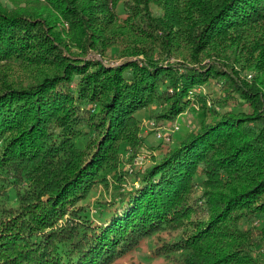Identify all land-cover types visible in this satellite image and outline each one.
Wrapping results in <instances>:
<instances>
[{
    "label": "trees",
    "instance_id": "16d2710c",
    "mask_svg": "<svg viewBox=\"0 0 264 264\" xmlns=\"http://www.w3.org/2000/svg\"><path fill=\"white\" fill-rule=\"evenodd\" d=\"M112 49L116 62L105 59ZM212 78L251 111L208 107L197 87ZM192 99L202 106L193 128L158 137L165 150L121 174L122 140L144 138L137 111L156 103L172 121ZM84 132L93 134L86 143ZM109 170L119 188L110 206L72 209ZM10 175L28 187H2ZM194 184L208 215L184 245L185 264H257L250 225L260 223L264 237V0H0V199L17 211L0 225V264H107L169 217L189 219Z\"/></svg>",
    "mask_w": 264,
    "mask_h": 264
},
{
    "label": "rangeland",
    "instance_id": "374dc122",
    "mask_svg": "<svg viewBox=\"0 0 264 264\" xmlns=\"http://www.w3.org/2000/svg\"><path fill=\"white\" fill-rule=\"evenodd\" d=\"M1 1L2 3H7L10 6H14L15 4H26V0ZM117 11L123 14L122 16H124L126 9L123 4H120L117 8ZM95 54L100 57L99 54ZM105 59L110 62H116L118 59L117 52H115L113 49L109 50L107 56H105ZM244 79H246L248 82H252L253 73L246 72ZM197 90L201 93L200 96H204L207 106L210 108L220 110L225 107H242V109L251 111V108L248 107L246 103L244 105H240L239 93L235 90V87L229 86L228 84L226 85V83L220 79L212 78L211 80L198 85ZM188 105L189 106L186 108V110L173 118L172 121L171 119H164L159 117L161 115H157V111L161 110V108H159L156 103L138 110L135 120L139 121V132L141 136H144V138L139 141L131 142L122 140L124 142H122V146L119 149L118 163L115 166L117 170L121 172V174L132 170V165L136 158L137 161H142L141 164L150 162L152 154L160 153L161 151L165 150L168 145L167 142L162 141L161 138L166 139L165 137H169L171 139L173 137V140H177L189 132L195 125L193 115L201 111L202 106H200L198 99H192L191 103ZM85 133L86 132H84L81 136V139L84 143H86L88 137L93 135ZM158 133L164 135V137L158 138ZM84 148L87 149L86 146ZM115 172L116 170H109L107 173H105L106 176L104 175V177L94 182L89 196L86 199L78 201L77 205L75 204L72 209L79 210L82 206H84L86 210H90L91 214H95L103 203L107 204V207H109L112 194H118L119 192V188L115 190V187H113L116 182L114 178ZM59 173V169L54 168L53 176L55 179L58 177ZM14 177L15 181H13ZM29 182L30 181L25 180L23 177L10 175L5 176V181L3 182L2 187L7 188L9 184L28 187ZM124 183H121V185L123 184V187L125 185ZM130 184L131 183H128V186ZM11 187L13 186H9L8 190H10ZM203 195L204 193L202 187L194 184L193 188H191L189 196V204L191 207V216L189 219H186L184 220L185 222L180 223L177 221V219H170L171 217H169L168 222L160 224L154 231H151L149 236L142 238L138 243V246L132 247L131 249L123 252L121 255L115 257L113 261L107 264H185L187 251L185 250L184 245L186 242H189L188 240H190V235L193 229L198 227V223L196 222L206 218L208 215L205 202L203 201L204 199H202ZM27 196L28 201L32 202V191L28 190V188ZM41 197L46 198V196ZM11 199L12 202H17L18 197H12ZM38 201L34 200L33 204H36ZM8 211L13 213V217L11 219L14 220L17 216L14 213L17 211L15 208H6V202L0 199V225L4 222L10 224V220H7L6 218V213ZM58 225L55 224V226ZM250 227L252 239L254 240L255 244L254 252L259 257L257 264H264V253L262 251L264 237L261 232V225L260 223L253 222Z\"/></svg>",
    "mask_w": 264,
    "mask_h": 264
},
{
    "label": "built area",
    "instance_id": "2783aa9c",
    "mask_svg": "<svg viewBox=\"0 0 264 264\" xmlns=\"http://www.w3.org/2000/svg\"><path fill=\"white\" fill-rule=\"evenodd\" d=\"M158 136L159 137H164V135H161L160 133H158ZM166 139L165 140H170L169 137H165ZM262 251L264 252V243H263V246H262Z\"/></svg>",
    "mask_w": 264,
    "mask_h": 264
}]
</instances>
